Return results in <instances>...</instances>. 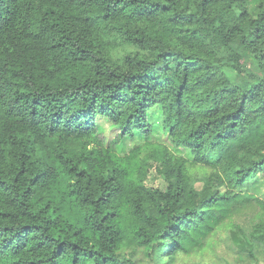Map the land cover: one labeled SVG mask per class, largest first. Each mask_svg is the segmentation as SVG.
I'll return each mask as SVG.
<instances>
[{
  "label": "trees",
  "instance_id": "16d2710c",
  "mask_svg": "<svg viewBox=\"0 0 264 264\" xmlns=\"http://www.w3.org/2000/svg\"><path fill=\"white\" fill-rule=\"evenodd\" d=\"M259 175L264 0H0V264L264 257Z\"/></svg>",
  "mask_w": 264,
  "mask_h": 264
},
{
  "label": "rangeland",
  "instance_id": "374dc122",
  "mask_svg": "<svg viewBox=\"0 0 264 264\" xmlns=\"http://www.w3.org/2000/svg\"><path fill=\"white\" fill-rule=\"evenodd\" d=\"M121 53L120 47L115 46V50H112L114 57H119ZM246 62H250V59L246 58ZM247 65L251 67V63H247ZM106 134L107 136H112L113 132L106 130ZM124 144L127 149L133 145L130 141H126ZM148 183L161 188L164 187V183L153 173L149 175ZM242 191H246L257 197H263V177L260 175L257 176L254 180L244 185ZM255 212V207L247 205L234 208L232 217L216 228L203 249L192 248L188 254L179 255L174 264H264L261 249L257 252L256 259L241 258L230 238V223H236L248 232L251 229V224L255 220V216H253ZM121 248L122 254L126 259L131 260L133 264H154L153 260L149 259L146 255L144 249L132 240H125Z\"/></svg>",
  "mask_w": 264,
  "mask_h": 264
}]
</instances>
